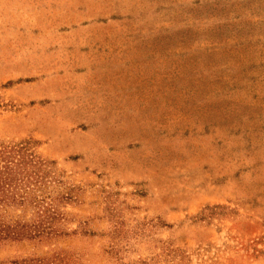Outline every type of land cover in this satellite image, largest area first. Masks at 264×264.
Returning <instances> with one entry per match:
<instances>
[{"label": "rangeland", "instance_id": "obj_1", "mask_svg": "<svg viewBox=\"0 0 264 264\" xmlns=\"http://www.w3.org/2000/svg\"><path fill=\"white\" fill-rule=\"evenodd\" d=\"M0 142L68 196L0 264H264V0H0Z\"/></svg>", "mask_w": 264, "mask_h": 264}, {"label": "trees", "instance_id": "obj_2", "mask_svg": "<svg viewBox=\"0 0 264 264\" xmlns=\"http://www.w3.org/2000/svg\"><path fill=\"white\" fill-rule=\"evenodd\" d=\"M53 166L29 142H0V244L66 235L58 227V205L68 196L57 191Z\"/></svg>", "mask_w": 264, "mask_h": 264}]
</instances>
